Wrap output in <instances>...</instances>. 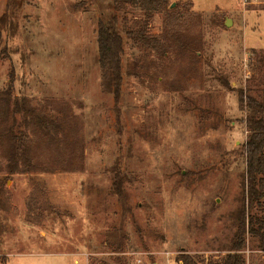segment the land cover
Returning a JSON list of instances; mask_svg holds the SVG:
<instances>
[{
  "label": "rangeland",
  "instance_id": "1",
  "mask_svg": "<svg viewBox=\"0 0 264 264\" xmlns=\"http://www.w3.org/2000/svg\"><path fill=\"white\" fill-rule=\"evenodd\" d=\"M173 10L181 19L171 23ZM115 16L126 40L120 125L98 62L99 23ZM148 18L116 0H0L10 55L0 116L14 76L12 107L47 116L54 136L39 139L32 117L16 112L38 144L15 173L0 140V264H180L182 253H228L247 165L239 91L264 97V0H169ZM117 179L122 199L111 192ZM255 244L247 264L264 262Z\"/></svg>",
  "mask_w": 264,
  "mask_h": 264
},
{
  "label": "trees",
  "instance_id": "2",
  "mask_svg": "<svg viewBox=\"0 0 264 264\" xmlns=\"http://www.w3.org/2000/svg\"><path fill=\"white\" fill-rule=\"evenodd\" d=\"M131 3L138 6L146 12L149 18L155 13L166 11L169 7V0H116ZM170 22H178L181 14L171 11ZM148 18V19H149ZM2 22H4L2 20ZM98 62L103 69L104 78L107 80L109 90L114 96V109L117 113V124L122 122L121 118V96L125 83L124 57L126 54V40L123 31L120 28L117 16L111 21H100L98 28ZM135 42H144L153 45L157 50L164 47L159 40L153 36H146L140 31H128ZM4 40L3 31L0 30V64L8 58V47H2ZM165 54V53H164ZM14 90V76H12L7 89L4 91L3 104L1 107L0 124L3 127L0 133V140L6 146L4 152L9 159L8 166L11 173H15L20 168V160L29 161V154L33 150L38 139H31L20 128L22 124L17 125L15 114L18 111H25V118L31 116L32 126L39 137L45 141L54 139L50 135V127L46 124L45 117L39 111L27 108L24 102L14 101L12 107V93ZM239 99L243 108L247 109L244 119L248 131V139L244 146V155L246 157V174L244 193L241 206L235 213V232L226 249L228 253L222 259H208L198 261L189 253H182L179 256L180 264H247L243 252L249 245V238L256 242V249L264 251V97L258 99L247 94L243 89L239 91ZM56 126V125H54ZM53 126V127H54ZM20 165V166H19ZM119 177V176H117ZM121 180H123L121 178ZM117 179L115 185H112L111 192L122 199L125 196V185ZM261 212L262 214H260ZM261 264H264L261 263Z\"/></svg>",
  "mask_w": 264,
  "mask_h": 264
},
{
  "label": "water",
  "instance_id": "3",
  "mask_svg": "<svg viewBox=\"0 0 264 264\" xmlns=\"http://www.w3.org/2000/svg\"><path fill=\"white\" fill-rule=\"evenodd\" d=\"M231 22H232V20L228 19L226 23H227V25H229Z\"/></svg>",
  "mask_w": 264,
  "mask_h": 264
},
{
  "label": "crops",
  "instance_id": "4",
  "mask_svg": "<svg viewBox=\"0 0 264 264\" xmlns=\"http://www.w3.org/2000/svg\"><path fill=\"white\" fill-rule=\"evenodd\" d=\"M77 260H75V262H76Z\"/></svg>",
  "mask_w": 264,
  "mask_h": 264
}]
</instances>
